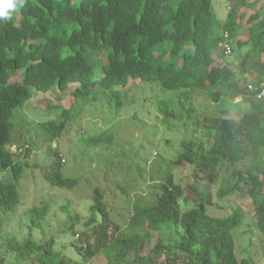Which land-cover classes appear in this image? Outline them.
<instances>
[{
  "label": "trees",
  "instance_id": "1",
  "mask_svg": "<svg viewBox=\"0 0 264 264\" xmlns=\"http://www.w3.org/2000/svg\"><path fill=\"white\" fill-rule=\"evenodd\" d=\"M230 2L234 11L225 20L213 10V0H23L10 18L0 19V212L13 211L21 201L18 183L31 150L25 141L17 146L22 152L12 151L11 120L35 91L51 93L56 89L60 101L66 99L68 90L77 99L94 95L97 89L124 88L131 81L149 83L173 91V96L178 93L176 102L163 98L157 103L163 121L168 122L165 127L173 129L170 121L176 118L174 106L179 104L185 112L178 118L185 115V125L193 119L196 131L203 134V138L193 135L181 141L173 161L192 169L188 176L192 182L176 183L169 174L154 202L133 206L126 228L111 221L104 190L96 187L82 225L80 214L71 212L70 205L62 207L70 222L67 231L79 237L63 247L68 249L64 253L55 248L54 236L45 242L34 238V231L44 226L47 204L32 208L27 236L8 240L14 264H89L99 255L104 264H152L156 254L163 255L162 264L251 263L250 257L238 261L235 253L233 231L244 220L242 207L222 215L210 213V199L205 188H200L203 179L213 183L221 169L231 170L230 165L251 153L257 158L264 146L263 100L251 95L249 109L237 125L226 115L233 98L243 95L241 84L249 76L256 86L264 80V15L257 11L246 19L250 36L238 40L233 48L238 51V78L227 81L235 62L219 63L218 55L223 54L220 44L226 41L225 32L233 39L243 26L245 15L236 9L253 6L249 0ZM97 58L102 61L100 79L94 74ZM212 87L215 99L224 101L220 108L224 115L208 116L204 109L194 113L193 93ZM68 121L64 115L39 124L53 140L63 133ZM110 137L102 133L88 142L97 146ZM55 156L47 180L53 186H74V180L63 177L60 154ZM232 174L242 175L237 169ZM240 181L252 185L247 196L264 234V182L256 177ZM186 189L191 193L188 196ZM237 191V186H232L220 190L219 195ZM153 235L156 243L146 253ZM72 255L80 258L73 260ZM4 259L0 257V261Z\"/></svg>",
  "mask_w": 264,
  "mask_h": 264
},
{
  "label": "rangeland",
  "instance_id": "2",
  "mask_svg": "<svg viewBox=\"0 0 264 264\" xmlns=\"http://www.w3.org/2000/svg\"><path fill=\"white\" fill-rule=\"evenodd\" d=\"M213 3L218 15L224 18L234 11L230 0H213ZM249 3H253V6L236 9L245 16L241 21L244 27L232 39L234 49L238 40H247L250 36L245 26L246 19L257 11L261 16L264 15V0H249ZM18 6L10 15L17 12ZM247 48L241 50V53ZM237 57L238 51L230 59L218 55L221 64L235 61L231 66L233 72L226 76L227 81L238 78ZM262 60L264 61V53ZM95 62V78L100 79L103 75L102 61L97 58ZM241 88L246 89V85L241 84ZM35 92L33 97L14 111L11 120L12 143L18 146L27 141L32 150L30 157L25 159L28 164L18 183L20 204L13 211L0 212V257L5 256L0 264H14V253L9 249V241L12 237L21 239L27 236L31 209L34 207L47 204V213L43 216L44 226L34 231V238L45 242L50 236H54L55 248L67 253L68 249L63 247L79 237L67 231L70 222L62 207L70 205L71 212L80 214L79 225H82L89 216L94 188L104 190L111 210V221L123 229L129 223L133 206H146L154 202L160 194L159 186L169 174L173 175L176 183L186 185L192 182L188 179L192 169L176 166L173 161L180 152L181 141L188 140L193 135L203 138L202 131H196V127L192 125L193 119L185 125V115L178 118L185 112L179 104L174 106L177 116L170 121L172 130L165 127L168 122L163 121L157 109L160 99L172 98L176 102L178 93L173 96V91L159 89L141 81H131L127 87H117L113 91L97 89L94 95L92 93L86 98L75 99L67 92L66 99L60 101L55 97L58 93L56 89L51 93ZM215 92L213 87L207 92H194L193 112L204 109L208 110V116L224 115L220 112L224 101L221 98L215 99ZM243 94V99L237 97L226 114L236 125L250 106L248 100L251 94L247 91ZM64 115L69 117L65 130L59 137L51 140L39 123L50 118L59 119ZM102 133L109 134L111 139L97 146L88 142L89 138ZM248 147L251 148L250 145ZM56 152L61 156L63 177L74 180V186H53L47 180L46 173L55 163ZM230 169H221L213 183L203 179L200 188H205V195L210 199L208 211L222 215L241 206L245 217L233 231L237 259L242 261L250 257V264H264V234L257 225L258 218L251 205L252 200L247 196L252 185L245 186L240 181L256 177L257 181L264 182V146L257 158L251 153L247 158L230 165ZM234 169L240 170L242 175L232 174ZM4 175L7 176L5 173ZM232 186H237L239 191L225 197L219 195L220 190L231 189ZM111 193L113 195L110 196ZM189 194L191 193L187 190L185 196ZM155 243L156 236L153 235L144 252H149ZM70 257L73 260L80 258L75 255ZM151 261L152 264H162L163 255H152ZM18 264L30 263L21 261ZM89 264H104V259L99 255Z\"/></svg>",
  "mask_w": 264,
  "mask_h": 264
},
{
  "label": "clouds",
  "instance_id": "3",
  "mask_svg": "<svg viewBox=\"0 0 264 264\" xmlns=\"http://www.w3.org/2000/svg\"><path fill=\"white\" fill-rule=\"evenodd\" d=\"M23 4V0H0V19H7V18H10V12L11 11H15L16 8H17V5H22ZM213 10L216 12L217 16L218 15V10L217 8H215V5L213 3ZM219 18V17H218ZM220 19V18H219ZM227 34V36H226ZM224 37L226 38V41H223L221 44H220V47L222 49V52L224 56H226L227 58H232L234 56V54L236 53L235 50L233 49V45H232V38H230V35L228 32H225L224 33ZM225 45H228L227 47L230 48L231 50V53H227L226 50H227V47ZM231 61L227 62V63H230ZM235 62V61H234ZM264 83V80L261 81L257 86L252 82V79L248 78L245 85H246V89L245 91L249 92V94L251 95H254L257 99L259 100H263L264 101V97H259L261 91H262V84ZM243 95H238L236 96L235 98H233L232 102H234V100L237 98V97H242L243 99ZM242 101V100H241ZM232 106V105H231ZM26 147L30 148L31 149V146L28 145V143L25 145ZM12 151L16 152V153H19L18 151V147L17 145H13L11 147ZM23 151V150H22ZM20 151V152H22ZM1 178V176H0Z\"/></svg>",
  "mask_w": 264,
  "mask_h": 264
},
{
  "label": "built area",
  "instance_id": "4",
  "mask_svg": "<svg viewBox=\"0 0 264 264\" xmlns=\"http://www.w3.org/2000/svg\"><path fill=\"white\" fill-rule=\"evenodd\" d=\"M226 36H227V34H226ZM225 46L227 47L228 45H225ZM226 52H227L228 54L231 53V50H230L229 47H227ZM259 97H264V83L262 84V91H261ZM18 151H19V152L22 151V148H19Z\"/></svg>",
  "mask_w": 264,
  "mask_h": 264
},
{
  "label": "crops",
  "instance_id": "5",
  "mask_svg": "<svg viewBox=\"0 0 264 264\" xmlns=\"http://www.w3.org/2000/svg\"><path fill=\"white\" fill-rule=\"evenodd\" d=\"M220 11V10H219ZM221 20H225L226 18H224V16H218Z\"/></svg>",
  "mask_w": 264,
  "mask_h": 264
}]
</instances>
